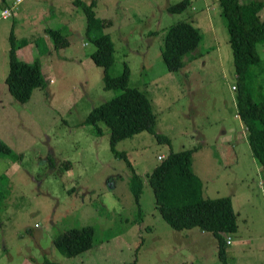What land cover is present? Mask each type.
Wrapping results in <instances>:
<instances>
[{
	"label": "rangeland",
	"instance_id": "obj_1",
	"mask_svg": "<svg viewBox=\"0 0 264 264\" xmlns=\"http://www.w3.org/2000/svg\"><path fill=\"white\" fill-rule=\"evenodd\" d=\"M13 1L0 0V9ZM175 1L95 0L96 15L111 20L101 29L114 43L110 74L128 64V84L146 89L155 130L168 137L158 140L142 130L120 139L116 148L132 167L110 149L105 123L98 122V132L84 121L119 90L104 87L103 68L90 57L95 45L83 10L72 0H21L11 15L0 16V140L10 147L0 152V264H42L44 258L60 264H222L214 235L197 226L171 227L147 181L165 154L194 145L190 167L203 182L202 195H230L237 214L227 264H264V175L236 107L242 88L264 96V41L256 45L259 62L238 78L218 0H189L185 10L168 11ZM180 19L190 20L202 40L180 69L170 71L159 46L165 28ZM47 26L61 28L69 44L54 48L49 37V46ZM10 31L28 40L19 58L40 60L44 77L52 78L23 102L3 80ZM134 173L142 180L139 206L131 190ZM81 225L92 226V246L63 254L54 235Z\"/></svg>",
	"mask_w": 264,
	"mask_h": 264
},
{
	"label": "trees",
	"instance_id": "obj_2",
	"mask_svg": "<svg viewBox=\"0 0 264 264\" xmlns=\"http://www.w3.org/2000/svg\"><path fill=\"white\" fill-rule=\"evenodd\" d=\"M72 2L85 14V31L95 45L90 57L94 64L103 68L104 87L119 90L110 99L93 106L84 121L91 123L98 132L101 131L98 122L105 123L110 130V149L132 167L126 152L116 148L120 139L142 130L155 133L158 140L168 141V137L155 130L156 117L147 92L128 84V64L124 62L123 69L118 74L112 75L109 72L114 62V43L110 34L101 29L111 20L96 15L95 0ZM218 3L226 18L234 69L238 78H244L250 67L260 60L256 45L264 41V0H218ZM188 5L189 0H177L167 5V9L170 12H181ZM45 31L51 37L54 48L69 44L61 28L47 26ZM200 40L202 34L190 20L180 19L170 23L164 30L159 46L166 68L170 71L180 69L184 65V55L191 53ZM27 41L26 38L17 39L10 31L8 68L4 82L9 93L21 102L30 97L34 87L46 85L40 60L28 62L19 58V47H23ZM236 107L238 116L247 129L246 137L252 155L259 160L264 175V96L254 98L249 91L242 88L236 98ZM196 148L198 145L169 151L147 173V181L153 192L155 206L165 221L174 229L197 226L201 231L212 233L216 238L218 258L222 264H227L226 245L232 242L229 234L238 228L237 214L230 195H202L203 182L190 167L192 152ZM9 151L10 147L0 140V152ZM131 190L139 206L142 180L136 173L132 176ZM1 199L0 192V201ZM92 240L93 228L90 225L71 227L53 237L54 245L68 256L90 248ZM42 264L60 263L44 258ZM126 264L139 263L133 259Z\"/></svg>",
	"mask_w": 264,
	"mask_h": 264
},
{
	"label": "built area",
	"instance_id": "obj_3",
	"mask_svg": "<svg viewBox=\"0 0 264 264\" xmlns=\"http://www.w3.org/2000/svg\"><path fill=\"white\" fill-rule=\"evenodd\" d=\"M20 2V0H14L12 4L10 5H5L2 6L0 9V16L2 18H6L9 15H11V13L13 12V10L15 9V6ZM232 88H235V85H232Z\"/></svg>",
	"mask_w": 264,
	"mask_h": 264
},
{
	"label": "crops",
	"instance_id": "obj_4",
	"mask_svg": "<svg viewBox=\"0 0 264 264\" xmlns=\"http://www.w3.org/2000/svg\"><path fill=\"white\" fill-rule=\"evenodd\" d=\"M106 18V17H105ZM44 38H46L47 39V41H49L48 43H49V46H51V42H50V40H49V35L46 33V31H45V28H44ZM53 44V43H52ZM95 48V47H94ZM199 52L198 51H196L195 53H193L192 55L193 56H195V54H198ZM190 58L192 59V56L190 55ZM7 60V59H6ZM40 65H41V69H42V62L40 61ZM6 74V73H5ZM5 76V75H4ZM4 78V77H3ZM46 79V78H45ZM52 80V78H49L48 80L46 79V83L48 82V81H50L51 82V80ZM4 80V79H3ZM144 90H146V89H144ZM237 117L239 118V116L237 115ZM241 121V120H240ZM241 125H242V127H243V129H244V125L242 124V122H241ZM245 131V130H244Z\"/></svg>",
	"mask_w": 264,
	"mask_h": 264
}]
</instances>
